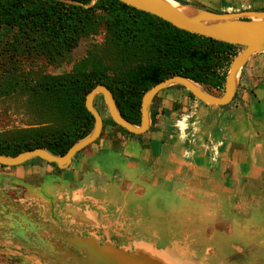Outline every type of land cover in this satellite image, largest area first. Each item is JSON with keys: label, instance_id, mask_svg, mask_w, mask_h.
<instances>
[{"label": "crops", "instance_id": "obj_1", "mask_svg": "<svg viewBox=\"0 0 264 264\" xmlns=\"http://www.w3.org/2000/svg\"><path fill=\"white\" fill-rule=\"evenodd\" d=\"M195 1L221 12L264 9V0ZM194 105L191 131L178 134L170 124L141 136L119 133L117 144L112 138L100 139L79 152L66 169L38 159L0 165V202L18 198L22 204L36 205L38 209L24 213V219L39 228L48 224L55 230L68 218L76 220L90 231L88 246L115 255L120 264L233 262L232 252L238 254V247L254 243H243L250 240L247 237L220 243L223 234L238 235V209H221L215 199L231 196L233 204L241 195L258 199L259 205L248 206L244 214L264 227V51L253 54L241 69L231 103ZM43 173L58 174V179L42 186ZM192 183L202 186L188 195ZM208 205L209 211H197ZM223 213L229 215L230 225L222 232L213 226ZM36 215L49 223L36 221ZM110 215L124 219L120 228L111 226ZM192 220L199 227L192 228ZM127 229V240H120L119 232ZM185 232L192 233L186 241L181 237ZM89 250L88 257L59 264H85L86 259L95 264Z\"/></svg>", "mask_w": 264, "mask_h": 264}, {"label": "trees", "instance_id": "obj_2", "mask_svg": "<svg viewBox=\"0 0 264 264\" xmlns=\"http://www.w3.org/2000/svg\"><path fill=\"white\" fill-rule=\"evenodd\" d=\"M93 2L0 0V99L13 101L30 119L27 127L0 132V154L15 156L38 147L65 154L94 128L85 102L98 84L112 91L122 115L137 125L144 93L172 75L187 76L209 91L222 89L224 69L242 48L180 29L120 0ZM102 27L104 48L96 45L88 67L54 74L36 65L39 59L62 63L83 38ZM155 116L151 107L152 124ZM107 123L125 134L142 135L111 118L104 119V128Z\"/></svg>", "mask_w": 264, "mask_h": 264}, {"label": "rangeland", "instance_id": "obj_3", "mask_svg": "<svg viewBox=\"0 0 264 264\" xmlns=\"http://www.w3.org/2000/svg\"><path fill=\"white\" fill-rule=\"evenodd\" d=\"M180 1L182 2H179V1L177 2L181 4H187V5H192V6L208 9V10L221 12L216 9L204 7L201 3L195 0H180ZM250 10H264V9H250ZM105 38H106V30H105V27H102L100 28L97 34L83 38L80 44L70 53L68 58L62 63L56 64V65H50L44 59H39L35 63L41 69H44L47 72L54 73V74H62V73H67V72H71L75 70H80L82 68H85L86 66L88 67L89 63H91L90 60L92 57V52H94L93 50L96 47V45L97 46L100 45V47L104 48L103 44L105 42ZM241 49L242 48L237 49V54L241 51ZM229 67L230 65L226 67L224 71L228 73ZM224 86L222 89H217V90L211 89L212 91L210 92L217 94V95H221L224 92ZM196 101H198L199 103H204L198 98L192 97L189 91L185 87L173 85V86H170L162 90L158 94L157 98L153 100V103L151 106L153 107V110L156 111V116H155V122L154 124L151 123L150 129L154 132H157L161 129H164L165 127L166 128L170 127L171 126L170 124H173L178 134L180 133V131H183L184 129L191 131V129L194 127L192 123L196 122V119H195L196 116L192 115L197 108L196 105H194ZM94 103H95L96 108L102 114L103 118L106 121H108V119L111 118V116H110L108 107L105 103L103 95L98 94L94 100ZM29 122H30V119L25 114L23 108H21L20 106H17L11 100L0 99V132H4V131L15 129V128L27 127ZM102 133L103 134H101L102 135L101 138H98L97 141H100V139L112 138L116 142V141L121 140L118 137L119 133L125 134L120 129H118L116 126L110 123H107ZM126 135H129V134H126ZM162 137L164 140L165 136H162ZM40 162H42L43 164H47V163L50 164L49 162L45 160L40 161ZM41 176L43 178V181L45 182V184H42V186H45L46 183H49L53 181L54 179H58V174L43 173ZM2 178H3V175H0V180ZM7 178L12 179L11 176H8ZM201 186H202L201 184H194V183L190 184L191 190L193 189V191H191V193L188 195H193L194 192L195 193L198 192L197 190L198 189L200 190ZM13 195L17 197L16 194H13ZM259 198H261V196ZM262 198H263L262 203H264V197ZM256 200L258 199H254V197L245 198L244 195L238 196V200L236 204H233L231 200V196H229V198L227 196L219 197L218 201L215 199V202L219 203L221 209L225 208L228 210V208L233 209L234 207H237L238 209V213H237L238 222H237L236 232H235V235L236 233H238V235L234 236V234L232 235L231 233V236L229 237V235L223 234V237L221 238L220 243H224V241L228 243L229 240L232 242L237 239L241 241L245 237H247V239H250V240L246 242L243 240L244 242L243 241L241 242L247 243V244L254 243V245H248V247H246L245 249L238 247L237 248L238 254H234L232 252L233 256L232 255L231 256H232L233 262H230V263L223 262L224 264H264V227L263 228L261 227L262 222L260 220L255 221L253 216L245 217L246 215L244 214V212L245 213L248 212V206L251 207L252 205H259V202H257ZM210 207L211 205L205 206L204 208L201 206L200 210H197V209L196 210L199 213H204L206 211H209ZM0 209H1L0 212L2 214H5L6 210L7 211L9 210L10 214L12 215V218H15V220L18 221V219H20V215L24 216V213L28 214L31 212V210L32 211L37 210L38 207L36 205H31V204L29 205V203L28 205L22 204L18 198H12V201H7V200L3 201V199H1ZM199 215H202V217H199V219L202 220L203 214H199ZM222 215L223 216H221L220 214L219 217L216 220H214L215 224L213 228L222 229V232H223L229 227L230 223H229V215H227V213H223ZM34 218L38 222H42V223L48 222L49 223V220L47 218H43L42 216L38 217L36 215L34 216ZM244 219H246V221H244ZM108 220L111 226L115 229L120 228L119 226H121L120 225L121 222H124L123 218L121 219V217H118L116 215L108 216ZM195 221L196 220L188 221L190 225L192 224L191 226L192 228H195L196 226L199 227V224L198 225L193 224L195 223ZM126 222H127V219H126ZM56 227L57 229H59L60 232L58 233L56 229L53 233L54 234L58 233L60 235V238L66 241L70 239L80 238L82 234H84L83 231L79 232V230L77 231L73 229H68L67 225L60 226V228L58 226ZM47 228L50 230L54 229L53 226L47 224L46 228H42V230H47ZM119 233H121L118 236L119 239L125 240V241L127 240L128 234H130L128 229L127 231L122 230ZM39 234H40L39 239L44 240V241H50L53 245H54L53 241L57 243L56 240L53 239L54 237L49 235L48 232H39ZM101 234L103 233L101 232ZM191 234L192 233L190 232L189 233L185 232L181 235V237H183L182 239L186 241L189 235H190L189 237H191ZM5 236L4 234H2V232L0 233V264H42L43 263L42 261L44 260L46 264H55V262L49 261L44 256L37 257L33 253L35 252V250L30 251L24 244L12 243L8 241ZM114 236H116V234ZM258 238L259 240L260 239L262 240L259 241ZM68 243L71 244L70 242ZM59 245L62 247V249H65L67 251L69 250L66 244L60 242ZM77 250L79 251V249Z\"/></svg>", "mask_w": 264, "mask_h": 264}, {"label": "water", "instance_id": "obj_4", "mask_svg": "<svg viewBox=\"0 0 264 264\" xmlns=\"http://www.w3.org/2000/svg\"><path fill=\"white\" fill-rule=\"evenodd\" d=\"M120 1L139 10L154 14L180 29L241 46V51L233 58L230 64L225 80L224 92L221 95H217L208 91L198 82L187 76L181 74L172 75L153 85L144 93L141 103V123L137 125L122 115L112 91L106 85L98 84L86 96V108L92 113L95 119L94 128L86 137L75 142L62 155H56L43 147L25 150L15 156L0 154V165L17 166L31 159L41 158L47 162L55 163L60 169L69 167L73 158L84 148L94 143L103 131L104 118L94 103L98 94L103 95L110 116L115 123L134 134H143L150 130L152 123L151 106L154 98L162 90L173 85H182L196 98L206 104L218 106L227 105L235 97L238 87V76L241 69L247 64L253 54L264 51V10L217 12L189 5L194 10V13L189 15L168 0ZM181 5L185 6L187 4ZM73 241L72 243L80 251L83 250L88 253L90 249L89 252L91 251L92 262L95 264H120L122 261L117 259L115 255L107 254L106 252L102 254L99 248L93 246L90 248L88 246V240L86 239L82 240L81 238H77ZM86 261L88 260L86 259ZM86 261L85 264H88ZM81 264H84V262Z\"/></svg>", "mask_w": 264, "mask_h": 264}, {"label": "flooded vegetation", "instance_id": "obj_5", "mask_svg": "<svg viewBox=\"0 0 264 264\" xmlns=\"http://www.w3.org/2000/svg\"><path fill=\"white\" fill-rule=\"evenodd\" d=\"M66 222L68 229L84 232V234H82V236L80 237L81 239H86V237H88L90 231L87 230L88 228L85 225L77 223V221L73 220L72 218H68ZM55 230H50L48 228L47 230H42V228H39L38 224L32 225V222L26 223L24 216L22 215H20V219H18L17 221L15 220V218H12L9 210H6L5 214H2L0 212V233L2 232L4 236L6 235L5 237L7 238V240L12 243L24 244L30 251L35 250V252L33 253L37 257L44 256L49 261L55 262V264H59L61 260H64V262H71L72 260L75 261L76 258L82 259L87 255L86 251L77 250L75 244L72 243V241L75 239L66 241L60 238V235L58 234L60 232L59 229L56 230L58 231V233L54 234L53 232ZM39 232H48L49 235L54 237L53 239L56 240L57 243H55L53 239L52 241L54 245L50 241L39 239ZM60 242L66 244L69 250L67 251L65 249H62V247L59 245ZM68 242H70L71 244H69Z\"/></svg>", "mask_w": 264, "mask_h": 264}, {"label": "bare ground", "instance_id": "obj_6", "mask_svg": "<svg viewBox=\"0 0 264 264\" xmlns=\"http://www.w3.org/2000/svg\"><path fill=\"white\" fill-rule=\"evenodd\" d=\"M168 1H170L173 5L178 7L180 10H182L186 14L192 15L194 13L193 8L191 6H189V5L183 6L180 3L176 2L175 0H168Z\"/></svg>", "mask_w": 264, "mask_h": 264}]
</instances>
